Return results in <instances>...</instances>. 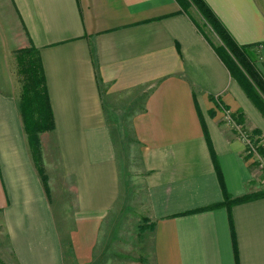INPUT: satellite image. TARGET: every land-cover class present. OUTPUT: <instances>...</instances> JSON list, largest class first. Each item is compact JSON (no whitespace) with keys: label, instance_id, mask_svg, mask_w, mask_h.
I'll return each instance as SVG.
<instances>
[{"label":"crops","instance_id":"0c3cea01","mask_svg":"<svg viewBox=\"0 0 264 264\" xmlns=\"http://www.w3.org/2000/svg\"><path fill=\"white\" fill-rule=\"evenodd\" d=\"M204 1L238 44L264 43V0ZM177 3L9 0L21 49L36 48L43 68L54 129L39 135V166L53 197L21 91L0 86V264L93 261L121 188L105 97L131 92L144 94L131 126L152 263L264 264V195L225 203L263 189L235 126L264 141V119ZM219 107L243 123L223 121Z\"/></svg>","mask_w":264,"mask_h":264},{"label":"rangeland","instance_id":"374dc122","mask_svg":"<svg viewBox=\"0 0 264 264\" xmlns=\"http://www.w3.org/2000/svg\"><path fill=\"white\" fill-rule=\"evenodd\" d=\"M190 12L201 25L202 21L196 10L192 8ZM203 31L215 45L219 44L217 37L210 29L203 28ZM25 46L24 35L20 31L9 0H0V86L8 85L10 88H16L18 93L21 91L22 77L18 75L15 58ZM254 59V66L264 76V69L261 66L264 64V43L255 48ZM143 96V93L131 92L110 97L108 102L105 97L111 138L119 164L121 188L115 207L102 222L99 241L93 254L94 259L89 264H153L149 253L153 226L146 214L145 189L141 187L138 179L140 173L138 145L131 126V115L139 109ZM221 111L223 121L228 116H233V113L226 108ZM240 130L249 139V146H247L249 152L245 158L251 159V164L256 167L255 174L263 188L261 192H264V155L257 151V146L264 150V141L260 139V136L254 135L247 126L244 130L242 128ZM49 193L53 197L51 190ZM55 205L63 206L58 203ZM62 223L59 222V226L63 229ZM70 224L71 222L67 221L64 224L67 232ZM70 261H72L71 258Z\"/></svg>","mask_w":264,"mask_h":264},{"label":"trees","instance_id":"16d2710c","mask_svg":"<svg viewBox=\"0 0 264 264\" xmlns=\"http://www.w3.org/2000/svg\"><path fill=\"white\" fill-rule=\"evenodd\" d=\"M185 13L195 25L197 31L205 38L214 51V54L220 59L230 77L234 80L243 91L247 99L252 103L255 109L264 119V76L255 65L254 52L259 46L258 43L241 45L234 41L229 31L225 28L219 18L205 3L204 0H176ZM194 8L200 17L202 24L193 19L190 9ZM192 16V17H191ZM203 28L210 29L217 37L219 44L215 45ZM18 74L21 75L22 86L20 95V113L22 116L23 126L27 137L29 149L41 182L46 192L47 179L41 169V150L39 135L50 132L54 129L53 115L50 107V101L45 85L43 68L38 57V51L33 46L20 50L16 56ZM264 69V64L261 65ZM217 105V104H216ZM230 119L237 124L243 123L242 113L233 114ZM257 136L259 131L253 130ZM247 151L249 152L248 148ZM259 154L264 155V150L257 146ZM264 195V192L254 196L243 197L236 200L225 202L232 204L235 202H243L246 199L258 198ZM225 204V205H226ZM224 205V204H222ZM213 205L195 210V212H203L219 207Z\"/></svg>","mask_w":264,"mask_h":264},{"label":"built area","instance_id":"2783aa9c","mask_svg":"<svg viewBox=\"0 0 264 264\" xmlns=\"http://www.w3.org/2000/svg\"><path fill=\"white\" fill-rule=\"evenodd\" d=\"M228 122H232V120L230 119V116H228V118L226 119ZM235 128L238 130L239 134H240V138L246 143L247 146H249V139L247 138V136H245V134L243 132H241L240 128L241 127H237L235 126Z\"/></svg>","mask_w":264,"mask_h":264}]
</instances>
